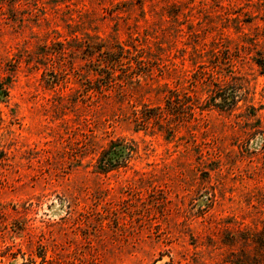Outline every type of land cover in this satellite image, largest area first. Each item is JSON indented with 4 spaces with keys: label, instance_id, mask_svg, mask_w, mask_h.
Segmentation results:
<instances>
[{
    "label": "rangeland",
    "instance_id": "obj_1",
    "mask_svg": "<svg viewBox=\"0 0 264 264\" xmlns=\"http://www.w3.org/2000/svg\"><path fill=\"white\" fill-rule=\"evenodd\" d=\"M89 44L125 49L102 92ZM260 56L264 0H0V264H264ZM215 82L244 83L256 116L133 120ZM119 136L138 154L96 172Z\"/></svg>",
    "mask_w": 264,
    "mask_h": 264
},
{
    "label": "trees",
    "instance_id": "obj_2",
    "mask_svg": "<svg viewBox=\"0 0 264 264\" xmlns=\"http://www.w3.org/2000/svg\"><path fill=\"white\" fill-rule=\"evenodd\" d=\"M102 46V44H89L87 47L89 55L98 51V56L101 58H97L99 66L94 70L100 76L105 74L103 78L97 77L95 80L90 78L86 87L87 90L95 89L102 92L103 88H109L114 80L113 71L118 63L121 62V57L125 56V49L122 45L117 44L116 46L119 49L115 52L101 51ZM138 62L140 63V61ZM255 62L260 66L261 72L264 73V57L260 56L255 59ZM136 72L138 73V71ZM214 84L215 88L209 99L201 104L196 103L194 97L190 94L184 93L181 97V93L177 89H171L170 93L165 97L164 104L152 105L146 103L141 108L135 109L133 111V120L138 127L149 128L158 126L171 134L175 130L174 122L184 118H195L197 110L202 113L205 110L217 109L223 113H231L236 108L242 107L238 105L241 100L244 101L245 105L244 114L248 118L256 116V108L248 102V91L241 92L244 83L230 86L229 84L226 86L221 82H215ZM8 95V81H0V100L5 99ZM173 123L174 125H172ZM138 149V144L134 139L126 136L112 138L100 151L95 163V171L107 174L113 170L127 168L135 155L138 154Z\"/></svg>",
    "mask_w": 264,
    "mask_h": 264
}]
</instances>
